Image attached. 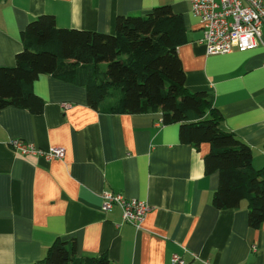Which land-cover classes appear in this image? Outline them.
<instances>
[{
	"label": "crops",
	"instance_id": "0c3cea01",
	"mask_svg": "<svg viewBox=\"0 0 264 264\" xmlns=\"http://www.w3.org/2000/svg\"><path fill=\"white\" fill-rule=\"evenodd\" d=\"M162 4L183 19L188 40L177 53L186 88L212 95L221 129L264 167V23L253 49L208 55L190 0H0V66L15 65L21 31L38 15H53L62 28L114 33L118 15ZM32 90L42 112L0 109V264H34L56 239H73L77 256L106 253L114 264H171L173 254L185 264H264V227L248 225L247 201L212 205L218 173L204 172L208 143L180 141L179 124H163L160 112L95 109L85 87L51 74H39ZM14 138L65 153H16ZM105 191L147 202L140 225L123 221L118 205L104 211Z\"/></svg>",
	"mask_w": 264,
	"mask_h": 264
},
{
	"label": "trees",
	"instance_id": "16d2710c",
	"mask_svg": "<svg viewBox=\"0 0 264 264\" xmlns=\"http://www.w3.org/2000/svg\"><path fill=\"white\" fill-rule=\"evenodd\" d=\"M187 40L183 19L169 4L118 15L114 33L62 28L53 15H38L21 31L15 65L0 66V109L42 112L44 102L32 83L39 74H51L85 87L88 104L102 112H160L163 124H179L180 141L197 148L208 143L204 172L218 173L212 205L238 208L246 200L248 225L264 227V167L255 168L250 147L221 129L212 95L186 88L177 47ZM34 264L114 263L106 253L77 256L73 239H56Z\"/></svg>",
	"mask_w": 264,
	"mask_h": 264
},
{
	"label": "built area",
	"instance_id": "2783aa9c",
	"mask_svg": "<svg viewBox=\"0 0 264 264\" xmlns=\"http://www.w3.org/2000/svg\"><path fill=\"white\" fill-rule=\"evenodd\" d=\"M191 10L203 29L202 42L208 55L228 53L233 49L246 51L253 49L261 37V25L264 23V0H190ZM64 108L69 103H62ZM11 149L20 154L40 155L46 159L62 158V147H50L47 150L20 138L11 139ZM102 209L110 210L114 205L121 209L125 222L139 226L149 210L147 202L124 197L119 192L102 193ZM171 264H185L177 254H173Z\"/></svg>",
	"mask_w": 264,
	"mask_h": 264
}]
</instances>
